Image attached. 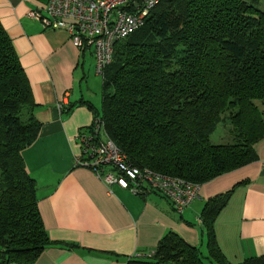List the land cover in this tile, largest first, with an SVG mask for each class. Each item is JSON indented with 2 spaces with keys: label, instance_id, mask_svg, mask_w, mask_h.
Here are the masks:
<instances>
[{
  "label": "trees",
  "instance_id": "trees-1",
  "mask_svg": "<svg viewBox=\"0 0 264 264\" xmlns=\"http://www.w3.org/2000/svg\"><path fill=\"white\" fill-rule=\"evenodd\" d=\"M262 1L160 0L140 29L116 43L102 77L100 109L86 104L128 163L201 186L257 159L255 147L264 140ZM36 107L0 23V264H35L52 246L36 182L22 159L41 129ZM225 122L230 142L212 144L211 134ZM80 162L94 172L117 171L86 164L84 154ZM231 194L209 199L201 212L206 254L169 232L148 264H233L214 231ZM236 264H264V257Z\"/></svg>",
  "mask_w": 264,
  "mask_h": 264
},
{
  "label": "crops",
  "instance_id": "crops-1",
  "mask_svg": "<svg viewBox=\"0 0 264 264\" xmlns=\"http://www.w3.org/2000/svg\"><path fill=\"white\" fill-rule=\"evenodd\" d=\"M45 2L0 0V23L26 74L37 105L34 115L41 123L37 139L22 151L52 243L35 264H148L169 232L206 253L201 212L209 199L230 190L214 223L221 252L233 264L264 257V140L255 147L254 162L201 185L199 196L182 214L158 193L138 195L106 185L81 164L77 137L88 130L95 114L86 101L95 110L101 106L94 103L90 85L97 74L88 78L84 70L85 53L93 66L94 57L92 48L75 47L64 29H46L29 16Z\"/></svg>",
  "mask_w": 264,
  "mask_h": 264
},
{
  "label": "built area",
  "instance_id": "built-area-1",
  "mask_svg": "<svg viewBox=\"0 0 264 264\" xmlns=\"http://www.w3.org/2000/svg\"><path fill=\"white\" fill-rule=\"evenodd\" d=\"M160 0H46L43 7L29 16L46 29H64L80 51L92 48L94 68L103 77L111 64L116 43L140 29L148 13ZM63 105H59L62 109ZM103 133L104 138H101ZM86 163L95 167L107 165L117 171L95 170L105 184H117L132 193L162 195L172 209L182 214L199 196L200 185L178 177L165 176L133 167L115 143L104 133L103 120L96 118L91 131L77 137Z\"/></svg>",
  "mask_w": 264,
  "mask_h": 264
},
{
  "label": "rangeland",
  "instance_id": "rangeland-1",
  "mask_svg": "<svg viewBox=\"0 0 264 264\" xmlns=\"http://www.w3.org/2000/svg\"><path fill=\"white\" fill-rule=\"evenodd\" d=\"M259 8L264 11V1H262L260 3ZM84 70H85L86 74L88 75V78H89V75H93V77H94L95 70H94V66H93L92 59L90 58L88 52L85 53ZM95 77H96V79H93V78L90 79L91 90H92V93H94V95H95V99H93V100H94V103H101V99H100V96H101V87L100 86L98 87L97 83H100L101 82L102 76L101 75H97ZM88 78H86V80H88ZM83 85H85V83ZM91 97L93 98V95H91ZM98 97H99V100H98ZM258 105H259L258 106L259 110L264 114V112H263L264 108L262 109V107H261V106H264V104L262 105L259 102ZM230 128L231 127H230V125L227 122L220 123L217 126L216 130L211 134V136H210V142L212 144H225V143H229L230 142V135H229V129ZM101 138L102 139L104 138L103 133H101ZM81 164H83V162H81ZM203 253L206 254L205 251H203Z\"/></svg>",
  "mask_w": 264,
  "mask_h": 264
}]
</instances>
